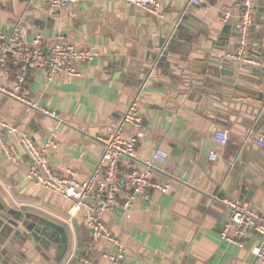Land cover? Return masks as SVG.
Returning a JSON list of instances; mask_svg holds the SVG:
<instances>
[{
    "label": "crops",
    "instance_id": "0c3cea01",
    "mask_svg": "<svg viewBox=\"0 0 264 264\" xmlns=\"http://www.w3.org/2000/svg\"><path fill=\"white\" fill-rule=\"evenodd\" d=\"M158 1L159 15L124 0H77L61 8L52 7L50 0H0V32L18 27L25 40L39 32L45 47L59 34L97 52L81 76L48 79L37 70L28 77L27 97L57 110L62 120L57 145L48 152L50 166L58 173L70 169L79 179L89 177L103 149L97 136L108 132L138 95L144 116L137 131L138 155L123 158L120 168L139 166L162 147L168 155L153 176L170 186L135 199L128 217L123 208L101 215L127 248L125 264H264L255 262L259 238L253 232H246L241 245L219 236L228 216L221 197L248 201L264 213V157L259 153L264 146L256 142L263 129L251 127L264 69V0H255L249 43L258 64L225 57L236 43L241 0ZM182 10L199 17V29H177L181 36L174 56L148 68L158 40L169 34ZM224 10H230V17L221 20ZM220 68L223 74H211ZM224 77L231 87L223 86ZM0 81L11 79L0 70ZM0 121L8 125L4 140L15 144L14 158L0 150L2 195L21 211L65 227L68 251L75 248L70 264H80L85 252L107 264L102 246L90 244L80 213L71 214L64 197L24 178L29 158L19 138L25 132L41 145L51 134L53 119L0 94ZM218 128L228 134L223 144L213 139ZM212 149L216 156L209 154ZM53 255L52 248L43 256L29 243L5 239L0 264H55Z\"/></svg>",
    "mask_w": 264,
    "mask_h": 264
},
{
    "label": "built area",
    "instance_id": "2783aa9c",
    "mask_svg": "<svg viewBox=\"0 0 264 264\" xmlns=\"http://www.w3.org/2000/svg\"><path fill=\"white\" fill-rule=\"evenodd\" d=\"M77 0H50L54 8H61ZM127 3L144 9L151 14L159 15L158 0H124ZM198 3L199 0H188ZM255 0H241L236 26V43L225 57L237 62L258 64L259 60L249 53V43ZM230 17V10L220 14L221 20ZM97 54L90 47L74 44L56 35L54 41L45 47L42 35L38 32L31 40H25L18 27L9 34L0 32V70L10 83L0 81V94L15 99L41 114L53 119L51 134L41 145L23 132L18 145L29 158V167L24 178L45 190L55 191L64 197L70 205L71 214L80 213L90 233V244L102 246V257L107 264H125L127 248L116 237L110 227L101 218L104 212L123 208L129 216V206L139 197H149L152 190L166 192L169 183L154 178L156 170H161L166 161L167 151L162 147L152 150L151 156L143 159L139 166L121 170L123 158L134 159L138 155L137 131L144 123V116L138 108V95L127 104L121 119L106 133L99 134L97 139L103 144L102 154L97 166L89 177L79 179L77 174L66 169L63 173L54 171L49 162V149L57 145L56 136L61 127V119L57 110L39 105L26 95L28 77L33 71H43L48 79L57 74L81 76L84 66ZM7 123L0 121V150L9 158H14L15 144L6 143L4 128ZM129 131V132H128ZM227 131L218 128L213 139L218 144L227 141ZM257 144L264 146V131L256 136ZM216 156L215 150H210ZM220 201L227 211V220L219 229L221 240L241 245L246 232H253L258 244L253 247L255 262L264 260V213L248 201L231 197H221ZM75 254L72 248L62 264H70ZM80 264H99L89 255L79 258Z\"/></svg>",
    "mask_w": 264,
    "mask_h": 264
},
{
    "label": "water",
    "instance_id": "95a60500",
    "mask_svg": "<svg viewBox=\"0 0 264 264\" xmlns=\"http://www.w3.org/2000/svg\"><path fill=\"white\" fill-rule=\"evenodd\" d=\"M262 13L264 16V6ZM176 17V23L169 34L158 40L157 45L159 48L156 52H152L151 60H149L150 64L147 63L148 68H152L154 65H163L168 56H174L177 39L181 36L180 31L177 32V29L190 27L195 32L199 29L200 19L196 14L182 10ZM151 49L153 48L151 47ZM169 65V62H167L166 67ZM261 73L262 75H260L258 81L261 90L256 94V99L260 103L259 110L251 120V127L255 129L262 128L264 131V69H261ZM211 74L218 76L223 74V70L221 68L217 72L212 70ZM224 79L223 86L231 87L232 84L227 82L231 80L227 77H224ZM218 88L220 89V87ZM224 91L227 92L228 90L224 89ZM259 153L264 157V149L259 150ZM5 239H19L24 243H29L43 256H48L49 249L52 248L54 249L53 261L55 264L62 260L68 248V236L63 225L21 211L12 206L0 192V250L5 243Z\"/></svg>",
    "mask_w": 264,
    "mask_h": 264
},
{
    "label": "trees",
    "instance_id": "16d2710c",
    "mask_svg": "<svg viewBox=\"0 0 264 264\" xmlns=\"http://www.w3.org/2000/svg\"><path fill=\"white\" fill-rule=\"evenodd\" d=\"M9 203L12 205V206H14L10 201H9ZM26 212H28V211H26ZM30 213V212H29ZM65 226L67 227V225L65 224ZM69 243V242H68ZM82 249H83V247H82ZM69 250V246H68V248H67V251H66V253H65V255L63 256V258H62V260L58 263V264H62L63 263V260H64V258L66 257V255L68 254V251ZM84 255H89V256H91L89 253H87V252H85V253H83Z\"/></svg>",
    "mask_w": 264,
    "mask_h": 264
}]
</instances>
